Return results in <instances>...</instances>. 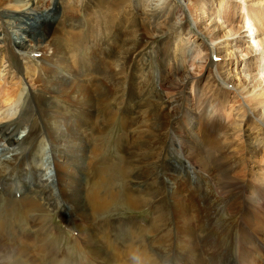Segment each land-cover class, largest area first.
Listing matches in <instances>:
<instances>
[{
	"label": "bare ground",
	"instance_id": "obj_1",
	"mask_svg": "<svg viewBox=\"0 0 264 264\" xmlns=\"http://www.w3.org/2000/svg\"><path fill=\"white\" fill-rule=\"evenodd\" d=\"M188 1L191 14L194 12L201 19L199 21L207 19L210 23L209 26L197 25L200 34L209 36L211 42H217L214 47L211 43L205 47L202 45L204 67L209 65L206 67L208 73L193 81L194 98L189 110L178 104L176 98L166 104L164 95L167 92L162 90L161 85L144 84L146 72L138 63L141 66L145 64L142 46L149 44L158 34L169 32L170 35H176L172 31L178 29L184 34L186 18L178 21L181 8L174 0H52L55 21L42 24V34L33 43H24L22 37L13 33L18 28L21 35L28 36L30 22L21 19L20 23H25L26 27H16L19 16L12 18V14L6 15L9 22L11 19L16 20L15 27H4V36L0 37V54L8 52L9 60L15 65L14 71L9 65V69L2 72L3 60L0 63V148L5 151V155L0 157V184L4 186L5 199H0L5 200L6 207L22 204L27 211L29 208L40 211L58 209L60 203L56 197L57 203H49L56 190L59 199L65 198V206L72 213L73 225L79 236L83 235L85 231L82 223L86 221V226L90 227L94 216L108 210L110 202L105 195L101 196L104 182L102 167L105 166L97 144L102 134L99 130L101 123L118 122L125 128L128 122H135L139 129L132 137L135 139L132 140V155L133 159L137 158V167H124L121 173H130L128 176L144 187L132 189L123 183L125 198L128 206L134 210L146 203L152 205L153 222L151 225L144 223L142 227H130L129 235L138 238L148 233L155 238L154 245L158 248H176L171 257L172 261L179 262L176 264H264V238H261V228L264 226L250 216L252 210L264 208V197L251 203L255 196L247 186L251 182L262 184L264 175L259 176L253 171L251 175L258 174L254 180L246 178L244 182L237 183L234 177L228 175L233 163L227 153L231 151L227 140L243 132L246 135L244 140L248 143L246 157L251 158V161L258 154L257 149L264 144V138H259L261 134L255 131V128L264 129V84L260 80L258 82L254 75V71L258 70L255 65L258 57L252 55L254 51L250 47H245L247 51L242 52L250 36L242 34L243 23L234 27L232 21L242 15L246 26L257 30L254 32L259 37L256 42L264 55V37L260 36L264 34V12L250 10H264V6H261L264 0L252 4L249 0ZM11 2L0 0V5ZM246 7L249 9L243 11ZM162 17L164 25L157 24ZM227 27L228 32L220 37L218 31ZM85 29H97L102 41L97 43L93 40L90 47H83L85 43H82L79 49ZM12 36H16V41ZM3 48H6L5 51ZM163 51L167 52L166 49ZM17 52L35 54L37 58L24 65ZM214 54L221 60L228 56L226 64H215L210 59ZM234 55L236 60L238 55L246 57L242 61L245 65V82L240 87L232 86V91L228 90L227 93L238 92L244 100V106L233 109L232 120L223 133L219 132L222 141H218L214 134L223 123L220 115L228 101L215 88L216 85L210 84L211 69L214 67L216 78L230 81L229 76L233 72L230 67L238 62ZM7 64L9 61L4 66ZM21 74L27 89V93L24 91L22 94ZM158 81L160 83L161 79ZM178 87L185 88L184 82L180 81ZM17 94H20L19 98ZM28 106H31L30 115L34 116V121L31 120L34 126L29 128L30 124L23 122L19 127L22 130L19 131L14 123L22 113H27ZM136 109L141 112V116L135 115ZM252 112L256 113L254 119L249 115ZM166 115L169 116L165 119ZM180 115L184 122L176 121L173 125L174 117ZM171 117L173 120L169 122L167 119ZM203 121L206 127H211V122L216 121L218 128L206 130V137L195 144L190 138H197L194 134ZM233 125V132H229ZM164 130H168L170 148L178 152H174L173 158L162 156L167 147L155 157L149 155L153 146L161 141L160 135L165 134ZM251 131L256 135L253 136ZM19 132L26 134L23 141L15 139ZM92 139L93 143L90 142ZM23 143L24 146L20 147ZM83 148L86 149L85 153L81 151ZM71 166H83L85 174L91 176L87 175L89 179L86 181L77 173L73 177L70 173L74 168ZM195 167L207 172L218 170L219 173L212 175V179L198 175V180L193 181ZM29 177L37 185L33 189L27 188ZM20 178L25 180L20 186H8L9 183L20 181ZM210 180L214 188L220 189L217 193L223 199L224 208L212 204L215 196L205 190ZM57 184L59 186L55 188ZM74 185L86 192L74 195L76 192L71 191ZM233 199L239 202L231 204L230 200ZM214 208L225 212L230 222L226 230L215 222L217 209ZM170 218L173 222L169 223ZM166 220L170 228L166 227ZM258 241L263 245L262 257H249L251 248L248 245ZM0 247L3 245L0 244ZM20 249L15 248V251L22 252L24 248ZM98 252L101 253V250ZM147 252L142 242L133 245L125 253L116 251L112 262L130 264L128 261L138 260V264H159ZM104 253L106 255V251Z\"/></svg>",
	"mask_w": 264,
	"mask_h": 264
},
{
	"label": "rangeland",
	"instance_id": "obj_2",
	"mask_svg": "<svg viewBox=\"0 0 264 264\" xmlns=\"http://www.w3.org/2000/svg\"><path fill=\"white\" fill-rule=\"evenodd\" d=\"M256 1H260V0H249V3L252 4V2H256ZM174 2L181 8V12L178 13L179 16L178 21L182 20L184 17L186 18V25L184 26V30H183L184 34H181V32H179L178 29L172 31L175 32L176 35H170L169 32L165 33L166 29H164L163 30L165 33L164 35L158 34L157 36L154 37L152 41L148 42L149 44L147 45L144 44L142 46L143 58L145 64L141 66L139 61L138 63H139V67L143 68L146 72L145 78H143L144 84L152 83L153 86L161 85L162 90H166L167 92L164 95L165 96L164 102L166 104L169 101H172L173 99L176 98L178 100L177 101L178 104L189 110L191 104L193 103L192 98H194V90L192 89L193 81L195 79H198V77L200 76H202L203 78V76H206L208 73V68L206 67H208L209 65H206V67H204L203 59L205 58L203 56L202 47L204 45L209 46L211 44L213 46L214 44L216 45L217 42H211L209 36L205 37L200 34V32L197 29V25L209 26L210 23L207 19L204 22L199 21L201 19L198 18L197 17L198 15H195L194 12L193 14H191V12L189 11L190 2L188 0H174ZM261 6H264V1L261 2ZM37 7L38 9L34 11ZM214 7H216V3H214ZM257 8L260 9L261 7H257ZM52 9H53L52 0H12L11 4L4 3L0 5V13H1L0 16H4L0 19L1 21L0 37L4 36L3 35L4 27L8 29L9 28L13 29V26L15 27L16 25L15 24L16 20L14 21L11 19V21L9 22L8 18L6 17V15L10 13L12 14L11 16L12 18L19 16L16 27H20V28H24V26L26 27L25 23L22 24L20 23L21 19L24 20V22L26 21L30 22V26L28 27V32H27L28 36L21 35L20 34L21 31L17 30L18 28H15L16 31L14 30L15 32L13 33H16L17 37H22L24 43H33V41H36V39H38L39 36L42 34V30L40 26L44 23L47 22L52 23L55 21V14L52 11ZM245 9H249V8L247 7L243 8V11ZM250 10L256 12L257 11L264 12V10H256V9H250ZM207 15H211V14H207ZM26 17H28L27 19L31 21L26 20L25 19ZM163 19H164L163 17L160 18V21H158L157 24L161 23L160 25H164L165 20L163 21ZM196 20H198L197 21L198 23L195 22ZM232 21L234 27L242 25L243 23L244 27L241 28L242 34L244 35L246 34L250 36L248 39H246V43H244L243 47L252 48L254 51L252 55L258 57L257 63L255 64L256 66H258V70L254 71V75L257 76L258 82L260 80L264 84V55H262V48H260V46H258L256 42L258 41L259 37H257V33L255 34L254 32H256L257 30L253 29V27L251 28L247 27L245 24L246 22H244V19H242V15L241 17L240 15L236 16V18ZM228 29L229 27L220 29L217 34L220 37H223V34L228 32ZM87 30L84 31L85 35L79 41V45H80L79 49L80 47L82 48V46L90 47V44L93 43V40L97 41V43L102 41V38H100L97 29H87ZM16 36L15 37L12 36L14 41H16L17 39ZM260 36L264 37V34ZM204 41L207 43H205ZM244 48L242 52L247 51V49ZM4 49L6 48H3V50ZM165 49L167 50V52L163 51ZM228 49L229 51H231L230 48ZM1 54H0V63L3 60L2 72L6 69H9V65H11V68L13 67L12 70L14 71L15 65L11 60H9L10 55L8 54V52L5 51V55L4 52ZM17 54L21 57V62L24 65H26L27 62H29V60H35V58H37L35 54L29 55L28 53L26 54L25 52H17ZM245 58L246 57L244 55L243 56L238 55L237 58L238 62L235 64V66L232 65V67H230V71L233 70V72L229 76L231 78L230 81H227L226 79H222V78L221 79L216 78L215 70L213 69L214 67L211 69L212 79L210 80V84L216 85L215 88L221 92L223 98L227 97V101H228L224 112L220 115V118L223 120V123L220 129L217 130V132H215L216 135L214 134V136L217 138L218 141H222L219 132L223 133L225 127L229 125L230 120H232L231 117L233 115L232 114L233 109H237L239 105H243L244 103V100L242 99V97H240L241 95H239L238 92H235L233 90L234 93H227V91L228 90L232 91L231 88L232 86L240 87L244 84L243 82L245 81L243 77H244L245 65L243 64L242 61ZM210 59L215 64H224V63L226 64L228 56L224 58V60H221L219 56H216V54H214L213 56L210 57ZM234 59L235 61H237L236 55H234ZM6 61H9V64L4 66V63ZM207 61L209 60L207 59ZM199 66L202 67L200 68ZM224 68L225 70H227L225 65ZM12 74L15 73L12 72ZM202 78L200 80H202ZM159 79H161L160 83L158 81ZM180 81L184 82L185 88L178 87ZM18 83L19 82L16 83V89L18 88L17 87ZM25 84L26 82L25 79L23 78L20 88L21 94L22 92L27 90ZM19 97L20 94H17V98ZM30 111H31V106H28L26 110L27 113H22L18 117V121L14 123L18 126L17 129H19V127L22 125L21 123L23 122L30 124L28 126L29 128L34 126L31 125L32 124L31 122L34 121L33 119L34 116L30 115ZM206 114L208 115L209 113L206 111ZM135 115L141 116V112L138 109H136ZM249 115L252 117V119H254L256 113L252 112ZM168 116L169 115H166L164 118L166 119ZM182 117L183 116L180 115V117L178 118L174 117L175 120H173L172 117L170 119L168 118L167 120H169V122L173 120V125H174L176 121L184 122V119H182ZM141 120H143V117L141 118ZM205 123H206L205 121L199 123V130L197 133L194 134V136H196L197 138L196 139H194L193 137L190 138V140H193L195 144H197L199 141H202V139L206 137V135H204V132L206 130H210V129L213 130L215 128H218L216 121L211 122V127H206ZM234 126L235 125L231 126L228 131L233 132ZM138 129L139 128L135 125V122H128L125 128H123V125L119 124L118 122L108 123L107 121H103L101 123V128L99 130L101 131L102 134L98 137L99 141L97 143L98 146H100L99 150L102 151L100 153H101V160H103L102 162H104L103 166L105 165L104 167H102L104 182L102 189L103 192L101 196L105 195L104 197L108 198L110 202L107 205L108 210H104L103 212L97 213L94 216L93 220L90 222V227L86 226V221L82 223V226L84 225V231H85L83 235L79 236L76 227L73 225L75 222L74 219L71 217L72 213L69 212L70 210L67 209V207L65 206L66 203L65 198L62 197L61 199H59L56 190L54 191L55 194L51 200L52 202L50 201L49 203L54 204L56 201L55 199L56 197L57 201L59 200L60 207L57 206L58 209L56 208L50 209L49 211H40L37 210L36 208H29V209L27 208L29 210L27 211L22 204H20L18 207L14 206L12 208H8L4 204L5 200L0 199V226H1L0 244L3 245L2 248L0 247V264H115L114 262H112L113 261L112 257L114 256L116 251L119 254L125 253L126 251H129V248H132L133 245L134 246L139 245L140 243L142 244V242L146 246V252L148 251L149 253L148 252L147 253L152 256L151 259L156 260L159 264L179 263L175 260L172 261L171 258L173 251L176 248H173V250H171V248H168L169 249L168 250L167 249L168 246L167 247L160 246L158 248V246L154 245L155 238L149 235L148 233L144 237L143 236L138 237L139 239L133 238L131 235H129L131 234V232L129 233L130 227H142L143 225H145L144 223L151 225L153 222V217H152L153 215L151 213L152 205L146 203L144 205H141V208L134 210L133 208L128 206L125 198V190H124L125 186L123 185V183L124 184L126 183L127 186L129 187H133L132 189H138L144 187L143 185H141L139 181L135 180L132 177H129L128 175L130 173L127 172L121 173V170L124 167L126 168H128L129 166L137 167V164H135L137 158L133 159V155H132V150L134 148V145L132 146V140H135L132 137L134 134H136V132H138ZM20 130L22 129H19V131ZM255 131L257 134L259 135L261 134L259 138L260 137L264 138V134H263L264 129L255 128ZM167 132L168 130L165 131V134L163 133L162 135H160L161 141L159 140L157 145L153 146V150L149 151V155L155 157L158 155L157 153H160V151H162L163 148L167 147V151L165 153H162V156H164L166 159H168V157L173 158L175 156L174 152L176 151L173 150V148H170L169 146L170 137ZM252 132L254 131H251V134L255 136L256 134ZM19 133L15 137V139H17V141L18 140L23 141V139L26 137V134L20 133L19 135ZM244 134L245 133L243 132L242 134L239 133L237 136L232 135L231 138L227 140L230 143V146L228 147L231 150L229 151L230 153L229 152L227 153L228 156L231 157L230 161L233 163L232 170L228 173V175L230 177H234L237 183L239 181H243L246 178H249L250 180H254L256 178V175L258 176V174H260L259 176L264 175V144H261V146L257 149L258 154L256 155L254 161H251V158L248 159L246 157L248 154L247 152L248 143L246 142V140H244L246 138V135ZM122 137L125 140H123ZM90 142L93 143V139ZM23 146L24 143L22 144V146L20 144V147ZM81 151L85 153L86 149L83 148ZM177 153L178 152H176V154ZM3 155H5V151L2 148H0V157H2ZM71 167L74 168V170H72L70 173L71 176L73 177H75V174L77 173L79 177L81 176L80 178L83 181H86L91 176L90 174H89L90 176L88 174H85L84 172L85 168L83 166L79 168L75 166H71ZM81 168L84 169L82 170ZM253 171L258 174L255 173V175H251ZM194 173L195 175L194 174L192 175L193 181L195 180L197 181L199 176L210 179L212 175H217L219 171L211 170L210 172H207L206 170L195 167ZM125 174H127V176H125ZM23 182H25V180L20 178V181H17L14 184L9 183L8 186L9 185L20 186ZM209 182L206 183L207 187H205L206 188L205 190L208 191L209 194L211 193L215 196L212 204L215 207L219 205L220 208H224L225 206L223 204V199L220 197L222 199L221 200L217 193L220 189H218L217 187L215 188L213 187L212 180H210ZM27 183L29 184L27 186V188L29 189H33V187L37 186L36 183H34V180L30 177L27 179ZM248 184L249 183H247V186L249 187L250 192H252L253 195L255 196L254 199L251 201V203H253L254 201H258L262 196L264 197V182L262 184L257 182H251V184L249 185ZM0 186H1L0 198L5 199L4 196L5 194L3 193L4 186L2 184H0ZM56 186L58 187L59 185L58 184L55 185V188ZM76 186L77 185L72 186L73 189H71V191L73 190L76 192V194L74 195L79 196V193L83 194L84 192H86L84 190L83 191L80 190ZM105 192L106 194H104ZM230 201H231L230 203L234 205L235 203L239 202L237 199H233ZM214 209H217V213L214 218L215 222H217L220 225L221 229L226 230V228L230 226V222L229 220L227 221V216L226 214H224L225 212H223V209L222 210L219 208H214ZM242 214L243 216L245 215V213ZM69 216L71 217V219ZM250 216H252V218L254 217L255 221H257V223H259L261 226H264V208L259 211L252 210ZM170 221L173 222V219L170 218L169 223ZM164 223L167 228H170V226L167 223V220ZM248 225L249 224L246 225L245 229L247 228ZM256 230L257 229L252 230L251 233L255 232ZM261 230L263 231V236H261V238H264V228L263 229L261 228ZM13 243L15 244V246ZM248 246L251 248L250 256L249 254H247L249 257H255V258L262 257L261 247L263 245H261V243L259 244V241L258 243L257 242L255 244L252 243ZM13 247H15L16 249H20V248L22 249L24 248V249L23 250L20 249L22 250V252H16L15 248ZM26 248H27V252L25 251ZM99 250H101V253L98 252ZM131 250L133 249H130V251ZM104 251H106V255ZM19 254L21 257L19 256ZM255 261L256 260H254V262ZM128 262L130 264H138V260L128 261ZM149 264H154V263L150 262Z\"/></svg>",
	"mask_w": 264,
	"mask_h": 264
}]
</instances>
